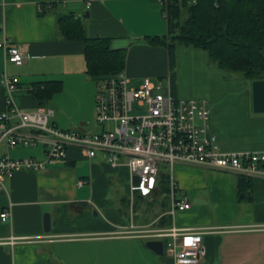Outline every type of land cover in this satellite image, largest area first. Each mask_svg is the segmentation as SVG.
Segmentation results:
<instances>
[{"label":"crops","instance_id":"1","mask_svg":"<svg viewBox=\"0 0 264 264\" xmlns=\"http://www.w3.org/2000/svg\"><path fill=\"white\" fill-rule=\"evenodd\" d=\"M70 14L82 19L87 38H108L112 49L127 50L123 71L133 86L165 76L169 81L168 49L152 46L147 40L169 33L158 0H94L89 8L84 0H0V39L8 37L26 57L20 66L7 63L0 48V115L7 108L4 71L16 83L14 97L26 111L39 107L40 101L32 94L35 84L57 81L62 84L61 91L43 105L54 112L52 125L90 133L97 81L86 73L84 43L66 41L58 32L59 18ZM193 49L177 46L178 65L185 53L188 68L207 71L208 100H196H206L212 107L211 132L218 147L226 152L264 153V113L254 112L252 83L210 66L204 58L207 53ZM174 93L182 99H195L176 83ZM49 102L56 105L57 112ZM84 106L90 110L82 112ZM7 155L45 160L42 147L9 149L0 140V159ZM105 158L99 153L89 160L81 150L72 148L65 163L6 178V190L0 193V264H175L165 252L159 256L147 247L149 241L165 244L168 239L141 233L145 228L172 227L202 232L205 256L201 264H264V178H252L247 198L242 200L237 175L176 165L173 175L179 199L189 201L191 209L172 216L168 192L164 197L169 203L160 216L145 223L134 211L130 216L123 211V198L119 204L109 199L112 180L119 175L130 177V172L127 167L112 168ZM80 181L85 185L79 186ZM155 193L143 198L153 201ZM128 197L124 198L135 208V199ZM7 209L12 220L3 222L1 213ZM46 214L50 232L45 231ZM163 216L170 219L166 227L159 226ZM131 225L134 227L129 230ZM127 231L132 233L125 234ZM11 237L19 241L12 245ZM190 239L191 235L181 236L179 242Z\"/></svg>","mask_w":264,"mask_h":264},{"label":"built area","instance_id":"2","mask_svg":"<svg viewBox=\"0 0 264 264\" xmlns=\"http://www.w3.org/2000/svg\"><path fill=\"white\" fill-rule=\"evenodd\" d=\"M94 0H84L89 8ZM168 18L171 0H158ZM197 4V0H188ZM0 48L7 63L22 65L25 55L19 45L4 36ZM97 81L95 122L102 130L86 133L60 129L50 123L53 110L39 106L34 111L23 110L14 97L16 83L6 71L3 85L7 91V108L0 115V140L9 149L42 147L45 160L36 158L0 159V193L6 190L7 177L21 171L39 172L47 164L65 163L69 150L77 148L86 158L99 153L114 169L127 167L130 172V199L136 194L152 196L162 174L167 176L171 214L191 209L189 201L179 199V186L173 175L176 165L198 166L244 176L264 178V153L226 152L221 150L211 132L212 107L206 100L182 99L174 93L172 81L164 85L143 81L133 86L125 71L111 74ZM165 165V167H163ZM140 181H136L135 178ZM86 182L80 181L79 186ZM3 222L12 220V212L1 213ZM131 225L130 229H133ZM127 231L125 234H130ZM191 235L188 243H180L181 236ZM202 232L172 227L151 231L152 238L165 240L164 252L175 264H201L205 247ZM18 238L11 237L15 245Z\"/></svg>","mask_w":264,"mask_h":264},{"label":"trees","instance_id":"3","mask_svg":"<svg viewBox=\"0 0 264 264\" xmlns=\"http://www.w3.org/2000/svg\"><path fill=\"white\" fill-rule=\"evenodd\" d=\"M169 33L165 37H147L150 45L164 46L169 52L170 79L175 87L177 46L202 49L210 61L219 68L253 83L264 80V0H171L167 18ZM60 36L66 41L84 43L86 73L94 80L123 71L126 67L127 50L112 49L110 39L86 37L85 26L79 17L67 15L57 24ZM62 84L46 81L35 84L32 94L45 105L61 91ZM237 187L242 200L251 189L252 180L237 176ZM169 191L168 180L162 174L155 202ZM166 198V197H164ZM140 199H145L140 196ZM126 208L129 200L123 198ZM167 204H163L164 210ZM170 219L163 216L159 226H168Z\"/></svg>","mask_w":264,"mask_h":264},{"label":"rangeland","instance_id":"4","mask_svg":"<svg viewBox=\"0 0 264 264\" xmlns=\"http://www.w3.org/2000/svg\"><path fill=\"white\" fill-rule=\"evenodd\" d=\"M186 49H192L195 50L193 48H187ZM203 53V52H202ZM182 57V65H178V55L176 56V65L174 67L173 73L175 74L176 80V86H180L182 87L185 92L187 94L190 95L191 98H195V99H207L209 97L210 94V90L208 89L207 86V80L209 79V76L206 74V70H203L202 68H188V64H187V54L182 53L181 54ZM206 59V61L208 62V64H210V66H216L218 67L214 62L210 61L206 56L204 57ZM199 66V63H197ZM201 64V63H200ZM170 72V71H169ZM171 74V73H170ZM169 74V75H170ZM233 76H235L236 78H238L239 80H244L242 77L237 76L232 74ZM167 77V76H165ZM163 78V80H159V79H155V83L156 84H166V78ZM185 97V96H184ZM49 106H51L56 112V105H54L53 103L49 102ZM60 106V105H58ZM63 108V107H61ZM82 112H85L86 110H90V106L87 107H83L82 109H80ZM56 119V117H52L50 119V123L53 124L52 122H54ZM102 130L101 126L97 125L94 117L92 118V121L90 122V126L88 128L87 132L90 133H97L100 132ZM165 167V165L163 166ZM130 177L129 175H127V177H122L121 175L117 176L116 179H114V181L112 180L111 182V186L108 187L109 188V199L112 198L114 203L119 204V201L124 198L125 196L128 197V191L130 188ZM130 198V194L129 197ZM136 205L135 208H132V205H130L129 203V207L126 208L127 206L123 205V211L128 214L130 216V214L132 215V212L134 211V214H138V217L140 219H142L143 222H147L150 223L151 220L156 219L158 216H160V213L162 211V205L163 204H167L169 203L168 198H164V196H159L158 199L155 202H151L148 201V199H140V196L138 194L135 195L134 197ZM132 200V199H131ZM132 203V202H131ZM146 231L141 230V233L149 236L151 235V229L149 228H145ZM150 237V236H149Z\"/></svg>","mask_w":264,"mask_h":264},{"label":"water","instance_id":"5","mask_svg":"<svg viewBox=\"0 0 264 264\" xmlns=\"http://www.w3.org/2000/svg\"><path fill=\"white\" fill-rule=\"evenodd\" d=\"M89 14L85 16L88 17ZM253 105L255 113H264V80L252 83ZM136 181H140L137 177ZM45 231L50 232L51 222L49 214L44 217ZM147 247L159 256L164 255V243L162 241H149Z\"/></svg>","mask_w":264,"mask_h":264}]
</instances>
